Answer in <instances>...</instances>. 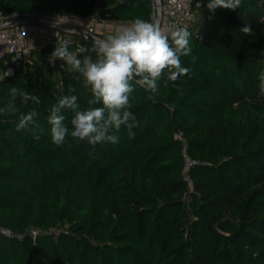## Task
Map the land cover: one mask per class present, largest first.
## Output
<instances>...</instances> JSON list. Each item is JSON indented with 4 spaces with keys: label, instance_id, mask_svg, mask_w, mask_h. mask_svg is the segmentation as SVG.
<instances>
[{
    "label": "trees",
    "instance_id": "trees-1",
    "mask_svg": "<svg viewBox=\"0 0 264 264\" xmlns=\"http://www.w3.org/2000/svg\"><path fill=\"white\" fill-rule=\"evenodd\" d=\"M153 1L0 0V12L152 22ZM208 2L194 0L203 19L181 57L190 75L161 78L152 99L139 86L130 94L134 139L122 127L117 144L94 151L71 137L52 142L47 117L58 98L77 95L82 109L91 98L78 72L49 63L55 47L0 80V108L13 86L41 101L16 102L38 113V140L14 130L17 115L0 114V264H264V0L214 14ZM80 38L69 50L95 59L93 41ZM185 150L196 161L191 182Z\"/></svg>",
    "mask_w": 264,
    "mask_h": 264
},
{
    "label": "clouds",
    "instance_id": "clouds-1",
    "mask_svg": "<svg viewBox=\"0 0 264 264\" xmlns=\"http://www.w3.org/2000/svg\"><path fill=\"white\" fill-rule=\"evenodd\" d=\"M242 0H209L206 5L210 13L217 9L235 11ZM58 17L53 22L57 27ZM241 32L252 34V29L245 26ZM59 31L54 35L57 44L49 55V63L56 60L64 62L63 69L80 74L83 87L90 93L88 107L82 109L78 96L64 95L50 108L47 124L50 125L52 142L62 147L69 137L76 141L87 142L94 151L98 144H117L118 133L122 127L127 130L129 138H135L133 129L139 126L136 116L129 110L130 94L136 86L143 88L152 99L158 92V81L166 77L168 81H177L180 77L190 75L191 69L182 65L181 57L191 53L190 38L192 33L186 27H180L165 33L158 22H149L137 18L127 26L117 29L114 34L102 39H94L92 51L96 54L80 58L85 49L69 50V42L58 41ZM11 75V70L4 77ZM3 77V79H4ZM259 95L264 96V72L259 75ZM10 99L5 107L0 108L2 115H17L15 125L17 133L26 130L35 139H40L39 125L36 123L38 113L29 109L26 112L17 107L29 101L39 104L40 98L26 90L13 86L9 90ZM70 88L69 93H75ZM96 105H101L96 107ZM66 112H71V130L65 123Z\"/></svg>",
    "mask_w": 264,
    "mask_h": 264
},
{
    "label": "built area",
    "instance_id": "built-area-1",
    "mask_svg": "<svg viewBox=\"0 0 264 264\" xmlns=\"http://www.w3.org/2000/svg\"><path fill=\"white\" fill-rule=\"evenodd\" d=\"M163 18L161 29L170 34V31L180 27H186L188 30L193 29L198 21L197 11L194 8V0H161ZM1 8V5H0ZM152 22L156 20L157 5L153 1ZM39 17L47 22H54L58 17H61L59 23L71 25H81L92 31L96 36L104 38L102 34H113L115 29L127 26L130 20H108L101 14L80 15L72 11L52 12L48 14H38L34 11H29L24 14L13 12L10 15H4L0 12V20L17 19L21 17ZM110 25L109 31H99V28H104ZM59 31L58 41H68L69 45L83 46L81 35L73 30H61L42 25H31L27 23L15 22L10 27L0 29V80L4 77L5 72L11 70V75L14 74L15 67L21 61H26L31 57L34 50H40L45 47H55L57 38L54 35ZM100 33H99V32ZM102 33V34H101ZM3 64L8 65L6 70H3ZM182 135V133H181ZM185 169L184 176L191 182L189 170L196 162L193 160L187 150H185ZM10 234V231H7ZM38 231L34 234L37 235Z\"/></svg>",
    "mask_w": 264,
    "mask_h": 264
},
{
    "label": "water",
    "instance_id": "water-1",
    "mask_svg": "<svg viewBox=\"0 0 264 264\" xmlns=\"http://www.w3.org/2000/svg\"><path fill=\"white\" fill-rule=\"evenodd\" d=\"M156 5H157V11H156V20L155 22H158L162 24V18H163V10H162V1L161 0H155ZM19 22V23H27L31 25H42V26H48L51 28H57L61 30H73L77 33H79L81 36H83L86 39H89L91 41H94V39H102L98 36H96L92 31L89 29L85 28L84 26L81 25H71V24H66V23H61L57 27H53V22H47L39 17H21L17 19H6V20H0V29H4L7 27H10L13 23ZM57 62H61V60H56Z\"/></svg>",
    "mask_w": 264,
    "mask_h": 264
},
{
    "label": "rangeland",
    "instance_id": "rangeland-1",
    "mask_svg": "<svg viewBox=\"0 0 264 264\" xmlns=\"http://www.w3.org/2000/svg\"><path fill=\"white\" fill-rule=\"evenodd\" d=\"M197 15H198V18H199V23H198V26L200 25V23H201V21H202V19H203V17H202V15H201V10L199 9L198 11H197ZM108 27H111L110 25H108V26H106V27H104V28H99V31H103V30H105V31H109L110 30V28H108ZM117 29H115V31H116ZM98 31V32H99ZM114 31V32H115ZM100 33V32H99ZM102 34V33H101ZM108 33H104V34H102V36H104V37H106V36H108L107 35ZM114 34V33H113Z\"/></svg>",
    "mask_w": 264,
    "mask_h": 264
}]
</instances>
